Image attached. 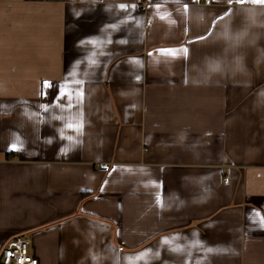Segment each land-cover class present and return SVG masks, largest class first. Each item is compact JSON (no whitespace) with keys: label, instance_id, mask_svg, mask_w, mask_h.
Wrapping results in <instances>:
<instances>
[{"label":"crops","instance_id":"crops-1","mask_svg":"<svg viewBox=\"0 0 264 264\" xmlns=\"http://www.w3.org/2000/svg\"><path fill=\"white\" fill-rule=\"evenodd\" d=\"M17 237L38 264H264V3L0 0V255Z\"/></svg>","mask_w":264,"mask_h":264},{"label":"built area","instance_id":"built-area-1","mask_svg":"<svg viewBox=\"0 0 264 264\" xmlns=\"http://www.w3.org/2000/svg\"><path fill=\"white\" fill-rule=\"evenodd\" d=\"M197 4L209 6L211 0H195ZM141 3V0H138ZM101 171L109 170L108 164H100L98 167ZM224 183L228 184V178H224ZM1 264H38V260L29 252V241L27 239L17 237L10 240L3 248L0 255Z\"/></svg>","mask_w":264,"mask_h":264},{"label":"clouds","instance_id":"clouds-1","mask_svg":"<svg viewBox=\"0 0 264 264\" xmlns=\"http://www.w3.org/2000/svg\"><path fill=\"white\" fill-rule=\"evenodd\" d=\"M243 36L237 37V39L234 41L235 46H240L243 43ZM226 70L235 73H244L246 72V67L243 61V57L237 55L234 58V64L229 63L228 65L225 66Z\"/></svg>","mask_w":264,"mask_h":264},{"label":"snow or ice","instance_id":"snow-or-ice-1","mask_svg":"<svg viewBox=\"0 0 264 264\" xmlns=\"http://www.w3.org/2000/svg\"><path fill=\"white\" fill-rule=\"evenodd\" d=\"M240 2H243V0H240ZM253 3H264V0H252ZM164 18V17H161ZM186 52V50H184ZM162 54L165 55H175L176 51L175 50H161ZM13 150H18L16 145H12Z\"/></svg>","mask_w":264,"mask_h":264},{"label":"trees","instance_id":"trees-1","mask_svg":"<svg viewBox=\"0 0 264 264\" xmlns=\"http://www.w3.org/2000/svg\"><path fill=\"white\" fill-rule=\"evenodd\" d=\"M1 264V263H0Z\"/></svg>","mask_w":264,"mask_h":264}]
</instances>
